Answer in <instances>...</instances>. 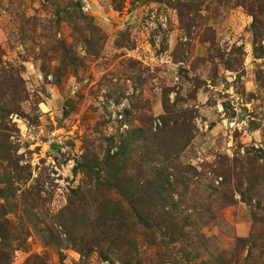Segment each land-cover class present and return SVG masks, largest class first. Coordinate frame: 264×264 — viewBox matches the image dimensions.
<instances>
[{"label": "rangeland", "instance_id": "obj_1", "mask_svg": "<svg viewBox=\"0 0 264 264\" xmlns=\"http://www.w3.org/2000/svg\"><path fill=\"white\" fill-rule=\"evenodd\" d=\"M0 213L4 264H264V0H0Z\"/></svg>", "mask_w": 264, "mask_h": 264}, {"label": "trees", "instance_id": "obj_2", "mask_svg": "<svg viewBox=\"0 0 264 264\" xmlns=\"http://www.w3.org/2000/svg\"><path fill=\"white\" fill-rule=\"evenodd\" d=\"M119 149H121V155H115L113 158H111L110 161H107L108 163V169L106 171V173L108 175H112V176H116L118 174H122L124 173V171L127 170V161L126 159H122L125 156V152L127 151V148H123V145L121 144V146L119 147ZM125 151V152H124ZM157 170V169H155ZM145 182H147V187L148 190L151 191H155L157 193V195L159 197H162L163 194L166 192H169L170 188L173 186V181L171 180L170 177L162 175L161 173L156 174V177H150L148 176L147 178H145ZM118 188V187H117ZM138 189V186L134 187V190ZM148 200H151V195L147 194ZM130 204H132L134 207H138L139 205H136L133 200L130 201ZM138 212H142V206L141 209H139ZM138 218H143V217H138ZM144 220V219H143ZM142 220V221H143ZM261 223L264 224V215L261 216L259 219ZM145 222H148V220L145 219ZM11 223L8 219L5 218L4 214L0 213V238H2V240L7 239L5 235V232L8 231L9 227H10ZM261 241H264V232L261 234V236H257L256 238L253 236L252 238H250L247 242H249L251 249L255 248V250H260V256L259 258H264V243L260 244ZM0 264H4V263H0ZM228 264V263H226Z\"/></svg>", "mask_w": 264, "mask_h": 264}]
</instances>
